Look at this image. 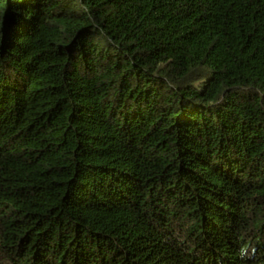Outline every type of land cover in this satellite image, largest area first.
I'll list each match as a JSON object with an SVG mask.
<instances>
[{"label": "trees", "instance_id": "obj_1", "mask_svg": "<svg viewBox=\"0 0 264 264\" xmlns=\"http://www.w3.org/2000/svg\"><path fill=\"white\" fill-rule=\"evenodd\" d=\"M0 264H264V0H0Z\"/></svg>", "mask_w": 264, "mask_h": 264}]
</instances>
